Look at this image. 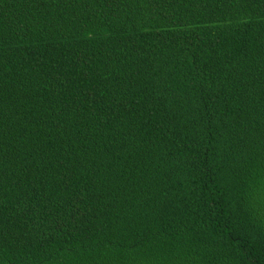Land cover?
<instances>
[{
    "label": "trees",
    "instance_id": "obj_1",
    "mask_svg": "<svg viewBox=\"0 0 264 264\" xmlns=\"http://www.w3.org/2000/svg\"><path fill=\"white\" fill-rule=\"evenodd\" d=\"M0 264H264V0H0Z\"/></svg>",
    "mask_w": 264,
    "mask_h": 264
}]
</instances>
